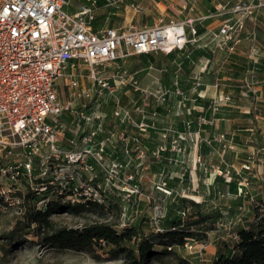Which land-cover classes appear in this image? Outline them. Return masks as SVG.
Returning a JSON list of instances; mask_svg holds the SVG:
<instances>
[{"label":"rangeland","instance_id":"obj_1","mask_svg":"<svg viewBox=\"0 0 264 264\" xmlns=\"http://www.w3.org/2000/svg\"><path fill=\"white\" fill-rule=\"evenodd\" d=\"M75 1L71 0L72 3ZM258 7L264 8L262 0L240 2L232 12L238 14L241 22L234 26L235 33L229 42L235 46L244 38L245 51L250 53L260 52L263 48L256 37L258 21L254 14L260 12ZM169 16L172 17L162 23L183 20L177 19V14ZM258 25L263 31L264 23ZM230 60L222 63L220 58L215 59L205 67L206 61L199 58L187 66L189 72H185V67L177 66L174 74L169 75V83L172 84L176 75L184 80L181 84L174 81L175 88L167 87L163 82V73L174 60L166 58L162 52L104 62L97 67L98 77L103 78L102 82L108 81V88L103 89L100 96L97 92H89L91 96L83 100H74L65 81H59V94L64 104L71 102L79 112L90 109L102 114L91 126L79 122V137L74 138L72 146L82 149L84 133L81 129L86 131L88 127L95 131L94 148H101L105 168L113 169L116 179L110 182L108 173L97 167L91 174L94 175L92 179L102 189L106 187L103 199L109 197L108 202L116 207L105 208L103 213L82 203L71 209L58 208L49 213L54 226L81 229L89 224H108L119 232L135 227L137 236L126 244L132 249L134 258L139 255L140 242L152 244V251H155L154 255L143 256L142 264H220L218 254L225 255L230 249L237 253L239 228L248 227L257 232L261 225L264 226V87L261 76L254 71L252 75L246 73L228 78L227 73L232 70ZM146 63L151 67L132 73ZM123 70L130 76L122 84L116 75ZM77 72L81 75L77 89H100L96 84L93 87L94 80L87 76L86 65H80ZM199 83L204 84L202 91L197 89L202 86ZM196 93L207 106L195 102ZM116 104L129 111V118L115 115ZM205 110H210L207 118ZM74 117L66 111L61 119L71 121ZM76 123L75 117L70 128ZM234 137L240 140L235 141ZM143 139L151 141L154 147L146 149ZM58 140L63 147L71 148L65 138L60 140L58 136ZM201 143L206 146L207 154L199 151ZM165 151L170 155L166 153L163 157ZM224 153H228L229 158L225 170L216 162V158L223 157ZM246 154L251 158H246ZM163 158L165 163H162ZM13 159L0 157V164L13 165ZM34 168L31 180L25 174L16 181L0 178V264L132 263L124 250L113 246L95 252L43 247L35 226L26 223L34 210H46L49 199L45 195L46 189L42 192L45 179L37 176L40 173L38 165ZM230 170L240 180L235 191L212 194L210 187L214 177L229 180ZM88 176L90 174H83L82 179ZM242 181L246 187L241 186ZM128 190L134 193L130 194ZM241 193L245 196L243 204L229 213L230 201ZM6 196L15 203L5 205ZM181 197L187 200L179 202ZM55 200L64 203L57 195ZM168 211L179 222L176 229L189 231L191 237H184L181 242L160 238V233H166V227L170 228L161 224ZM257 212L263 214L261 220L255 218ZM10 239L14 244L8 246Z\"/></svg>","mask_w":264,"mask_h":264},{"label":"built area","instance_id":"obj_2","mask_svg":"<svg viewBox=\"0 0 264 264\" xmlns=\"http://www.w3.org/2000/svg\"><path fill=\"white\" fill-rule=\"evenodd\" d=\"M88 1L72 13L68 10L69 0H0V157H14L15 163L0 164V178L16 181L25 174L31 180L34 166L38 165L37 176L47 179L48 185L56 183L63 190L74 183L71 200L90 199L104 205L106 187L102 189L93 182L91 174L97 167L108 173L110 182L116 174L105 168L101 148H94L95 131L81 129V150L73 148L74 140L69 142L71 148L63 147L58 140L68 129L61 119L64 112L77 118L76 132L80 130V121L91 126L102 114L90 109L79 112L71 102L64 104L59 81H65L74 100L90 97L89 92L100 96L108 88V81L102 82L103 78L98 77L100 64L130 55L168 54L199 44L200 39L193 17L126 30L107 27L93 31L96 2ZM235 29L225 22L220 27V39L224 43L232 41ZM80 65L87 66V76L93 78V87L100 86L99 90L77 89ZM249 73L252 75L253 70ZM129 76L126 70L116 75L122 84ZM116 108L115 115L129 118L127 109L118 104ZM83 174L90 176L82 179ZM244 181L242 187H246ZM43 186L42 192L47 187ZM3 202L9 206L15 203L8 196Z\"/></svg>","mask_w":264,"mask_h":264},{"label":"trees","instance_id":"obj_3","mask_svg":"<svg viewBox=\"0 0 264 264\" xmlns=\"http://www.w3.org/2000/svg\"><path fill=\"white\" fill-rule=\"evenodd\" d=\"M101 0H96L95 2L101 3ZM89 3V1L87 2ZM86 1L83 4H87ZM229 23V22H227ZM94 24L92 23V29H94ZM195 29L197 32V36L200 39L199 44H190L183 50H177L171 51L168 54H165V57L174 60V64L172 66H169L167 68V71L163 73V82L165 86L170 88H175L174 85L179 81L181 82L184 80V77H181L179 75H176L173 77L172 84L169 83V75H173L177 66H183L186 68L185 72H189L188 65L190 63H194L195 60H199V58L204 59L206 62V67L208 64H210L213 60H215L217 53H221L223 56L224 54H228V58H230V70L227 74H230V78H234L237 76H241L246 69L247 70H253L255 71L258 66V63L249 62L246 58H243L241 56L235 55L232 53L234 46L232 42H223L222 39L219 37V32L217 33H211L209 30L205 29H199L197 28L196 22L194 23ZM112 28V27H111ZM97 31V30H96ZM179 54L181 56H179ZM151 59V58H149ZM178 59V60H176ZM152 60V59H151ZM150 64L147 63L146 66ZM179 64V65H178ZM187 74V73H186ZM219 74V72H218ZM220 76V74H219ZM174 81L176 83L174 84ZM199 85H202L198 87L197 89L202 91L203 89V83ZM194 100L195 102L202 104L203 106H207L205 102L198 96V94H194ZM223 110V109H222ZM160 111V109H158ZM210 110H205L204 116L207 118L209 115ZM180 129H183L182 126H180ZM243 129V127H242ZM235 141L240 140L237 137L233 138ZM143 145L146 149H150L154 147L153 143L149 140L143 139ZM202 154H207L206 146L201 143L200 144V150ZM169 154L170 152H164L165 154ZM173 154V153H172ZM224 157L228 158V153H224ZM122 158V156L120 157ZM229 159V158H228ZM123 161V158H122ZM165 163V158H163L162 163ZM225 170V169H223ZM231 171V170H230ZM244 172V171H243ZM213 185L210 187V191L212 194H215L217 192L221 193L222 195L225 193H229L230 191H235L236 185L240 180L235 175L234 171L230 172V179L224 180L221 177L215 176L213 180ZM39 182V181H38ZM47 187L45 190V195L48 199L47 208L46 210H34L31 214H29L27 221V225L30 226L31 224L35 226L36 234L40 240V244L44 247H49L53 249H63V250H72V251H96L97 249L103 250L106 246H113L114 248H118L120 250L125 251L126 257L132 259L131 264H142V257L148 256V255H154L155 251H152V244L149 245L147 242H140L138 243V250L139 255H137V258H134L132 249L127 247V243H130L135 236L138 234V230L135 227H128L124 228L122 231H117L112 226L108 224H89V226H85L81 229H68L65 227H59L56 228L54 226V223L52 220H50L49 213L51 211H55L58 208H64L67 207L69 209L73 208L76 204L81 205L85 204L86 206L90 208H94L96 210H99L98 212L103 213L104 209L108 208L111 209L113 207L112 204L108 202L109 197H107L105 204L100 205L99 203L93 201V200H84V202L77 201V200H71L69 196L73 194V187L75 186L74 183L69 184V187H66V189L61 190L62 193L59 192L60 187L57 185H48L47 179L44 180ZM44 193V192H43ZM196 194V193H195ZM193 194V195H195ZM56 195L59 196L64 203H60V201H56ZM58 198V197H57ZM245 196L239 194L238 196H235L230 202L231 204L227 207V211L229 213L235 212L234 208L241 207L243 204ZM259 199V195L257 196ZM186 197H181L179 199V202L186 201ZM116 204V203H115ZM106 206V207H105ZM260 209V208H259ZM258 210V209H257ZM169 212V211H168ZM166 212V215L162 223V227L170 226V228L166 231V233H160V238L166 239H179L180 242L183 240L184 237H191L192 233L189 231H178L176 229V226L179 224V222L176 220V217H173L170 212ZM262 213L257 212L255 218H258L261 220ZM260 226V224H258ZM27 226V227H28ZM261 228L255 232L253 229H250L248 227H242L239 228L237 231V246L235 247L238 249L237 253H232L233 250H227V252L224 254H218V260L220 264H258L259 262H264V226L261 225ZM175 228V229H172ZM14 244V241H9L8 246H11Z\"/></svg>","mask_w":264,"mask_h":264},{"label":"crops","instance_id":"obj_4","mask_svg":"<svg viewBox=\"0 0 264 264\" xmlns=\"http://www.w3.org/2000/svg\"><path fill=\"white\" fill-rule=\"evenodd\" d=\"M85 1L86 3L88 2V0H77L75 1L76 3H72L71 0H69L70 5L68 6V10L72 13L77 11L79 6ZM109 1L112 0H101V3L98 4L96 2V18L92 22L95 23V31L100 28L107 27H116L126 30L130 27L154 26L159 24L160 21L163 22V20H169L167 19V17H172L169 16V14H177V19L184 20L189 17H193L196 19L195 22L197 24V28L202 30L207 29L211 33H217L220 31L221 25L225 22H229V24L237 26L240 19L238 18L237 13H232L236 5H238L240 2L246 4L250 3L251 1L257 2L258 0H117V2L113 4H110ZM262 1L264 2V0ZM257 11L261 14L256 12L254 14V18L257 19L258 24H263L264 8L258 7ZM258 24L257 26H255L257 30L256 37L257 42L260 43L263 47L261 51H251V53L250 51L246 52L245 50L247 46L246 43H244V38H242V40H239V43L234 46L232 53L246 58L249 62H259V66L254 72L256 73V75L259 74L261 76V82H263L262 86L264 87V30L262 31L261 28H259L260 26ZM242 36L244 35L242 34ZM245 38H248V36H246ZM248 41L251 42L252 39H248ZM253 41L256 42V39H254ZM221 55V53H217L215 59L220 58L221 62L225 63L228 59V54L226 53L223 56ZM146 64L143 67H136V70H134L132 73L136 74L137 72H140L142 70L145 71V69L151 67L150 64H148L147 66ZM222 66L223 65L221 64L220 68ZM220 68L218 71H221ZM249 71L250 70L246 69L244 72H242V75H245L246 73L248 74ZM209 96L212 97V95ZM73 121L74 118H72L71 121L69 119L65 121L68 129L63 131L59 135L60 140L62 138H65L67 142H71V140L75 141L74 138L79 137V131H75L76 126L72 125L73 128H70V123H73ZM246 158H251V155L246 154ZM227 159L228 158L224 157V155L223 157H221L220 155L218 158H216V162H218V165L222 169H225L229 166L226 164ZM229 162H231V160H229ZM242 163L243 162H241L240 164Z\"/></svg>","mask_w":264,"mask_h":264},{"label":"bare ground","instance_id":"obj_5","mask_svg":"<svg viewBox=\"0 0 264 264\" xmlns=\"http://www.w3.org/2000/svg\"><path fill=\"white\" fill-rule=\"evenodd\" d=\"M212 175V174H211ZM211 177V176H210Z\"/></svg>","mask_w":264,"mask_h":264}]
</instances>
